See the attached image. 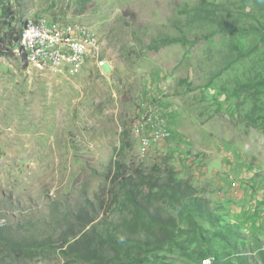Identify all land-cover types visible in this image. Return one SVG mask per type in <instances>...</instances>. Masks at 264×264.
<instances>
[{
  "label": "rangeland",
  "instance_id": "obj_1",
  "mask_svg": "<svg viewBox=\"0 0 264 264\" xmlns=\"http://www.w3.org/2000/svg\"><path fill=\"white\" fill-rule=\"evenodd\" d=\"M202 1L218 19L262 33L194 23ZM2 8L17 29L40 17L76 22L99 45L77 74L0 55V222L56 241L82 204L105 232L123 219L110 181L118 164L127 176L173 167L214 212L264 241V0H0ZM182 33L191 42L149 49ZM247 83L254 93H240ZM156 130L164 135L154 139ZM0 264L92 263L54 244L33 259L0 246Z\"/></svg>",
  "mask_w": 264,
  "mask_h": 264
},
{
  "label": "trees",
  "instance_id": "obj_2",
  "mask_svg": "<svg viewBox=\"0 0 264 264\" xmlns=\"http://www.w3.org/2000/svg\"><path fill=\"white\" fill-rule=\"evenodd\" d=\"M211 4L202 1L191 8L192 21L237 37L262 33L255 25L237 26L223 17L218 19V7L209 9ZM15 24L9 8L0 9V55L10 54L18 45L22 27L17 29ZM189 42V36L182 33L154 40L149 49L158 52L173 43ZM253 84L238 89L254 93L257 86ZM110 181L112 187L119 184L123 219L111 223L105 232L94 227L97 216L78 204L68 215L74 218L75 226L65 229L56 241L49 236L17 235L18 228L0 223V246L33 259L43 248L56 244L65 257L92 264H177L180 258L194 264L206 260L209 264H264V241L241 232L231 220L214 212L192 181L178 177L173 167L161 173L154 170L127 176L118 164ZM56 212L61 213V209Z\"/></svg>",
  "mask_w": 264,
  "mask_h": 264
},
{
  "label": "built area",
  "instance_id": "obj_3",
  "mask_svg": "<svg viewBox=\"0 0 264 264\" xmlns=\"http://www.w3.org/2000/svg\"><path fill=\"white\" fill-rule=\"evenodd\" d=\"M99 40L87 27L79 24L60 25L47 18L29 22L15 50L18 56H24L27 63L38 70L49 69L56 74L78 73L92 50H97ZM142 122L133 125L135 137H140ZM164 132H152L154 139ZM147 140L142 139L144 147Z\"/></svg>",
  "mask_w": 264,
  "mask_h": 264
},
{
  "label": "clouds",
  "instance_id": "obj_4",
  "mask_svg": "<svg viewBox=\"0 0 264 264\" xmlns=\"http://www.w3.org/2000/svg\"><path fill=\"white\" fill-rule=\"evenodd\" d=\"M40 18H43V17H40ZM44 18H46V17H44ZM38 19H39V18H38ZM38 19H37V20H38ZM47 19H48V18H47ZM48 20L53 21V22H56V23H58V24H60V25H63V26L68 25V24H79V25L85 26V25H83V24H81V23H76V22H73V23H67V24H62V23H59V22L56 21V20H51V19H48ZM33 21H36V20H33ZM29 22H31V21H29ZM29 22H28V23H29ZM28 23L26 22V23L22 26V29H21V32H20V36H19V42H18V45H16V46L11 50V53H10V54L14 55L17 59H19V60H21V61H24L25 63H27L25 57H24V56H18V55L16 54L15 50L19 47L20 39H21V34H22V32H23L25 26H26ZM85 27H87V26H85ZM87 60H88V59H87ZM87 60H86V61H87ZM27 64H28V63H27ZM28 65L31 66L32 68H34L35 70H38V69H36L35 67H33L32 65H30V64H28ZM44 70H49V69H44ZM38 71H43V70H38ZM0 223H2V222H0ZM203 264H209V261L206 260V261L203 262Z\"/></svg>",
  "mask_w": 264,
  "mask_h": 264
}]
</instances>
